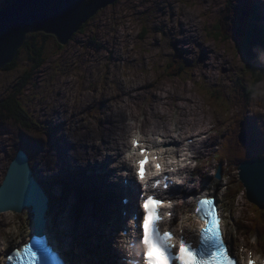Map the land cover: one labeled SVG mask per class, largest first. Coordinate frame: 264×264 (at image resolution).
I'll return each mask as SVG.
<instances>
[{"label":"rangeland","instance_id":"obj_1","mask_svg":"<svg viewBox=\"0 0 264 264\" xmlns=\"http://www.w3.org/2000/svg\"><path fill=\"white\" fill-rule=\"evenodd\" d=\"M259 2L264 7V0ZM215 7L219 8V13L208 16ZM243 10L247 8L236 0H120L90 19L82 32L66 46H55L54 38L49 36L50 48L42 68L34 73L29 85L16 94V99L43 134H52L55 125L58 127L61 121L70 118L67 131L57 128L55 132L58 136L63 132L71 140L75 138L70 135L81 131L82 128H77L87 126L91 118L103 123L106 116L112 117L120 106L136 105L134 101L144 103L151 111H165V105L171 114L180 115L178 111L184 108L188 110L187 116L191 114V119L201 115L205 122H209L208 126L218 132L216 135L215 131L209 134V147L203 156L201 174L211 180L210 184L206 181L203 183L211 192H215L218 200L224 201L227 226L229 232L234 234L236 225L252 221L253 214L250 212L253 213V210L246 199L242 200L238 171L234 166L235 156L232 152L226 153L227 156L232 154L227 165V161L222 162V158L226 159L225 154L222 151L218 154L220 136L222 132L230 134L231 123L244 115L252 122L250 131L264 135L261 127L264 116L257 113L264 112V65L257 64L254 74L247 70L249 62L241 50L243 37L239 34L249 28L252 20L243 17ZM223 16L237 17L238 22L230 25L223 20ZM262 16L264 19V12ZM182 26L185 32L180 31ZM177 36L187 38L191 53L185 52L179 45ZM37 41L39 44L42 42L41 39ZM173 48L181 55L175 64ZM107 49L112 51L111 55ZM209 50L218 56L211 55L209 63L212 69H205V64H208L205 51ZM16 61L17 69L10 72L0 70V103L16 90L14 84L30 67L29 54L23 48L19 50ZM171 63L174 69L181 70L178 77L166 76ZM133 89L138 91L123 94ZM211 90L218 91L219 100L211 99L210 103ZM242 96L247 103L262 101L263 104L260 109L247 106ZM110 109L113 110L112 116ZM56 110L61 113L57 115ZM148 120L158 123L153 116ZM257 124L260 125L259 130H256ZM15 144L9 136L0 138V183ZM52 145L53 137H50L35 157L36 175L42 180H47V173L51 174V170L45 169L38 160L48 154ZM234 149L236 153L250 154L236 137ZM219 164L222 165V179L215 178ZM44 188L52 191L55 198L51 203L48 225L52 232H56V222L60 227L64 215L73 214L71 204L76 202L75 192L66 195L59 191L60 186ZM228 189L232 190L229 195ZM62 193L63 200L59 201ZM61 207L65 208L64 214L57 213ZM2 216L0 251L10 240L15 242L24 237L32 225V216L27 209L12 217ZM4 222L7 224L4 225ZM60 232L63 231L59 229ZM254 239L259 240L258 252H264V243L257 233H242V242L253 245Z\"/></svg>","mask_w":264,"mask_h":264},{"label":"water","instance_id":"obj_2","mask_svg":"<svg viewBox=\"0 0 264 264\" xmlns=\"http://www.w3.org/2000/svg\"><path fill=\"white\" fill-rule=\"evenodd\" d=\"M116 1L17 0L0 11V70L13 62L26 35L42 31L55 37L59 44H65L91 17L120 0ZM238 139L241 143L245 142L244 131L240 132ZM238 175L246 189L248 201L262 208L264 158L243 161L238 167ZM220 176L221 167L217 171V178ZM47 202L45 192L32 176L27 155L19 150L8 164L0 184V214H20L28 208L35 233L42 235L47 224Z\"/></svg>","mask_w":264,"mask_h":264},{"label":"snow or ice","instance_id":"obj_3","mask_svg":"<svg viewBox=\"0 0 264 264\" xmlns=\"http://www.w3.org/2000/svg\"><path fill=\"white\" fill-rule=\"evenodd\" d=\"M134 148L139 149V155L142 157L138 161V171L136 175L144 187H149L146 183V166L152 163L155 168L154 175L159 176L165 169L162 167L160 158L143 147L138 137L131 141ZM163 151V149H160ZM171 163V161H169ZM155 184V182H154ZM167 187V185H166ZM171 208L172 201L165 202L155 195H148L143 199L142 208V237L141 245L143 248V264H238L231 256L230 250L225 244L221 230L220 218L217 213V203L213 198L205 197L197 201L193 212L202 221L200 231V244L208 249L197 251L193 245L186 241L183 235L179 240V247L172 243L175 239L174 234L170 231H161L158 227L161 219L159 209L165 206ZM173 215V213H169ZM43 251L42 249H38ZM154 250L159 254V259L154 256ZM15 256L21 260V264H36L38 260L37 252L32 250V246L25 244L22 249L15 250ZM251 256V253H249ZM6 259L11 260L9 254ZM248 264H255L252 259Z\"/></svg>","mask_w":264,"mask_h":264},{"label":"bare ground","instance_id":"obj_4","mask_svg":"<svg viewBox=\"0 0 264 264\" xmlns=\"http://www.w3.org/2000/svg\"><path fill=\"white\" fill-rule=\"evenodd\" d=\"M257 3H260L259 1H256V0H248V4L247 6L254 12L257 14L258 17H260V8L261 6ZM254 6V7H253ZM200 10V9H199ZM217 12V13H216ZM211 13H216V15L219 13V8L215 7L213 9L210 10V13L208 14V16L211 14ZM207 15V14H206ZM263 18V16H262ZM260 22V25H261V22L262 21H259ZM255 30L256 32H258V34L260 35L259 31L257 30V28L255 27ZM180 31L182 32H185V27L182 26L180 28ZM76 35H74L73 37H75ZM72 37V39H73ZM71 39V40H72ZM176 41L179 43V45L184 49L185 52L187 53H191V48L189 46V43H188V40L187 38H181L179 36L176 37ZM204 48V47H203ZM108 51V54L111 55L112 54V51L110 49H107ZM114 54V53H113ZM205 54L206 56L208 57V61L206 63L208 64H205V60H204V64H205V69H212V66L211 64L209 63V60H210V56H214V57H217L218 55L216 53H214L213 51L209 50V51H205ZM145 59V58H144ZM114 60V59H113ZM144 63V62H143ZM167 72V71H166ZM194 77V76H193ZM192 80V79H191ZM187 88V87H186ZM139 89V88H138ZM141 89H143L141 87ZM140 89V90H141ZM138 90H130V91H124L123 94H129V93H133V92H136ZM164 92V91H163ZM187 93V92H186ZM141 96V94H139ZM129 96V95H128ZM146 98V97H145ZM150 98V97H149ZM184 98V97H183ZM173 100V99H172ZM188 100V98H187ZM197 100V99H196ZM151 101V100H150ZM174 101V100H173ZM183 101V100H182ZM155 102V101H154ZM172 102V101H171ZM170 102V103H171ZM174 103V102H173ZM191 103V102H190ZM144 104V103H143ZM186 104V103H185ZM136 105L139 106L138 103H136ZM194 105V104H193ZM214 105V104H213ZM160 106V105H159ZM186 106V105H184ZM191 106V105H190ZM215 107L217 106L216 104L214 105ZM125 107H129L131 110H132V116L133 117H137L139 116L140 114L139 113H136L133 111L132 107L129 105V104H125L123 106H120L119 107V111L114 113L113 116H112V111L113 110H109L110 114L112 117H110L109 115H104L106 116V119L104 120V122L100 125H95L93 120H90V122L88 123V126L85 127V130L81 131L80 133H78V137L75 136L74 134H71L70 136H72L73 138H75L74 140H71V139H67L65 138L64 136H60V137H56V141L59 143V146L56 147L55 149V153L52 155V157L46 161L47 159V156H51V154L53 153V151L49 150L47 151L48 154H44V156H41L40 160H38V163H41L43 164L44 163V166H45V169H48V170H51V171H59L60 173L62 174H66L68 173L69 175L70 174H73L71 172V168L75 165H81V164H87L89 162H92V161H96L98 157H100L104 162L108 161L109 159H112L111 157H108L106 155V151H107V148L109 146H111V144H115L116 146V150H121L122 147H124L127 143V138H128V134L131 135L132 133H129L131 128L130 127H127L126 124L123 120V117H124V114H123V109ZM193 107V106H192ZM164 109H166L165 105L163 106ZM186 108V107H185ZM184 109V108H183ZM185 110V109H184ZM193 110V109H192ZM172 111V109H171ZM57 112V115H59V110H56ZM61 113V112H60ZM153 113L154 114H158L160 115L162 118H171L173 117V115L170 113L169 111V108L166 109V111H159L156 112V110L154 109L153 110ZM177 113V112H176ZM201 113V112H200ZM116 114V115H115ZM151 114V108L150 109H145L143 111V116H144V123H145V118L146 116L150 115ZM204 114V112H203ZM189 115V114H188ZM180 116V115H179ZM204 116V115H203ZM110 117V119H109ZM183 119H186L185 116H182ZM180 122L179 125H181L180 128H183V123L186 122L185 120H181V119H178ZM70 118L68 120H63V128H67L70 126ZM148 121V119L146 118V122ZM172 122H174L172 120ZM65 123V124H64ZM209 123V122H208ZM194 124V123H193ZM223 125H225V122H223ZM58 128H60V125H58ZM157 128H162L160 126H154V125H151V129H157ZM165 129L167 128L168 130L166 131H169L170 133L174 132L173 130H171L169 127L165 126L164 127ZM176 128H177V125H176ZM155 135V134H153ZM86 138L88 140H86ZM99 138L101 139V142L100 144H96V139ZM66 141H70V145L68 144H64L62 145L63 143H66ZM61 144V145H60ZM207 144V143H206ZM131 147V145H128ZM207 147V145H206ZM65 149H67L70 154L68 155L66 152H65ZM101 162H98L96 163V166L97 165H102L100 164ZM95 167V165H91L90 167ZM114 166V164L112 165ZM108 172V170H104L101 172L102 175H106ZM5 176V175H4ZM95 180V176L94 175H90L88 177V183L93 181L94 182ZM72 183L76 185V183L74 182V180L72 179L71 180ZM113 183H116L115 181H113ZM117 186H114L112 187V190L111 188H109L106 184L102 183L100 185V187H98V190L99 191H102V192H107L109 190L110 193L107 195V196H110L111 199H114L115 196H114V192L116 190ZM63 192H65L63 189H62ZM66 195H69L65 192ZM97 200V197L94 198ZM116 199V202H117V198ZM72 201V200H71ZM105 201V199H104ZM95 202V201H93ZM100 203V205L102 206V208L104 207L105 208V204H101V201H98ZM104 203L107 204V202L105 201ZM138 200L136 199L135 200V203H131V204H126V205H130V206H134L136 204V206L138 205ZM95 204V209L97 208V205L96 203ZM129 206V207H130ZM125 209V213H127V210L126 208ZM93 213V209H91L89 206H88V211L86 212V215H90ZM14 213L12 212H6V213H3V214H0V216H2L4 218V216H11L13 215ZM18 215V214H16ZM46 218H47V226H48V222L50 221V218L48 217V215H46ZM88 221L87 218L84 219V222L86 224V222ZM7 223L4 222V225H6ZM11 224V223H10ZM66 228H68V225H66ZM186 233V232H185ZM74 234V233H72ZM80 243H84V240L83 239H79L76 241L75 245L73 246L74 249L75 247H77V245H79ZM106 249L108 247H105ZM112 249V248H111ZM75 258L73 257L72 260H74ZM87 263L85 262H80V264H94L93 261L87 256ZM76 262V259L74 260Z\"/></svg>","mask_w":264,"mask_h":264},{"label":"trees","instance_id":"obj_5","mask_svg":"<svg viewBox=\"0 0 264 264\" xmlns=\"http://www.w3.org/2000/svg\"><path fill=\"white\" fill-rule=\"evenodd\" d=\"M241 36H243L242 51L246 53L248 56L247 59L249 63H251V65L247 67V70L254 73V67L256 66V63L260 62V60L264 61V47L262 46L260 42L261 40H259L257 34L253 32L252 29L242 32ZM37 39H41L42 42L39 44ZM48 39L49 35H45L43 33L30 34L27 36L23 48H26L29 54L30 68L26 69L23 75L16 82L14 86V89L16 90L9 94V96L0 103V135L12 133L14 138H17L19 141H21L19 143V147H24L28 153L36 150L39 144L41 145L42 143H45L50 135L43 134L39 131L38 126L35 124L33 119L24 111L23 107L16 99V94L22 92V90L29 83L30 79L33 77L34 71H37L45 62V53L50 48ZM16 67L17 63L14 61L12 64L6 66L4 70L10 72ZM178 73V70L167 69L166 75L168 74L169 76H172ZM215 100H219L217 93L212 96V101ZM252 105L253 103H247V106ZM241 121H244V126L247 125L246 116L244 115V117L242 116L238 119H235L231 123L232 125H230V134L229 132L226 134H221L222 142L220 143V147L222 148L221 151L226 157V159H222L224 162H229L232 154L227 156L226 153L232 152L233 157L235 156V168H237L239 164L245 160L251 158H264V137L257 134H253L254 136L249 139V143L252 145V148L250 149L252 155H249L245 152H235V136L239 131V124ZM32 160L33 157H31V161ZM230 191L232 192V190ZM252 219L255 222L264 224V211L254 209Z\"/></svg>","mask_w":264,"mask_h":264}]
</instances>
